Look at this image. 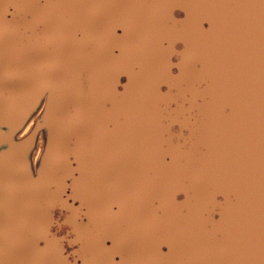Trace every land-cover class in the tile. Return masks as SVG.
<instances>
[{
  "label": "water",
  "instance_id": "95a60500",
  "mask_svg": "<svg viewBox=\"0 0 264 264\" xmlns=\"http://www.w3.org/2000/svg\"><path fill=\"white\" fill-rule=\"evenodd\" d=\"M14 4L0 5V49L18 75L63 61L64 164L78 180L54 199L90 260L109 264L107 241L120 264H154L165 239L173 264H264V0H208L198 27L172 26L163 0ZM163 40L179 53L171 107L154 80Z\"/></svg>",
  "mask_w": 264,
  "mask_h": 264
},
{
  "label": "rangeland",
  "instance_id": "374dc122",
  "mask_svg": "<svg viewBox=\"0 0 264 264\" xmlns=\"http://www.w3.org/2000/svg\"><path fill=\"white\" fill-rule=\"evenodd\" d=\"M1 51L0 264H95L66 205L54 199L65 161L63 61L41 65L28 78ZM41 97L47 106L37 103Z\"/></svg>",
  "mask_w": 264,
  "mask_h": 264
},
{
  "label": "snow or ice",
  "instance_id": "6c2138e0",
  "mask_svg": "<svg viewBox=\"0 0 264 264\" xmlns=\"http://www.w3.org/2000/svg\"><path fill=\"white\" fill-rule=\"evenodd\" d=\"M167 6V16L169 23L174 27H180L185 24H192L198 27L201 23V17L198 16L197 10L201 7L206 6L208 0H163ZM5 0H0V5H3ZM31 0H15L14 5L11 6H28ZM178 17L182 19H177ZM119 25L114 29L113 38L110 40V48L114 57V61L109 65L106 73V86L110 93L114 95H119L120 79L123 75V69L119 63V58L116 54L120 51L122 45L120 40L115 36V32L119 31ZM168 44L167 40L161 42L162 55L160 56L157 65L154 70V80L156 84V90L160 94L161 98L168 102L169 107L172 104L179 101V95L175 89L179 88L178 76L179 73L176 69L170 66L171 59H175L179 56L173 48L166 47ZM179 47V45H177ZM182 68L183 65H180ZM167 87L168 92H164L163 89ZM45 103L47 106L48 101L43 100V98H38L37 103ZM173 112L176 109H172ZM177 119H173V123H178ZM58 182L63 191L67 192L69 189L75 193L76 191V181L78 177L75 175V170L72 168L70 163H65L59 169V174L57 176ZM206 211L212 214L216 211L214 206H207ZM169 242L165 239H160L156 242L153 252L152 259L154 264H173L175 259L172 251L165 250V245ZM105 258L109 261V264H120L124 259V252L121 248L117 246H110L107 241H105L104 246Z\"/></svg>",
  "mask_w": 264,
  "mask_h": 264
}]
</instances>
